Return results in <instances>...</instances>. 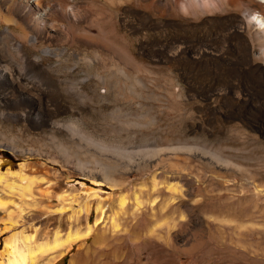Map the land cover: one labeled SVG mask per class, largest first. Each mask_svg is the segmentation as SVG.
Masks as SVG:
<instances>
[{"label": "rangeland", "instance_id": "obj_1", "mask_svg": "<svg viewBox=\"0 0 264 264\" xmlns=\"http://www.w3.org/2000/svg\"><path fill=\"white\" fill-rule=\"evenodd\" d=\"M76 1L88 19L80 28L100 24L129 60L98 64L96 49L77 43L59 57L63 68L79 59L72 78L52 55L40 60L45 76L18 63L49 91L28 117L5 105L16 96L0 80V264L9 240L33 251L27 264H264V193L256 191L264 187V55L251 0L163 15L138 0ZM1 19L0 55L18 61L2 34L12 25ZM202 41L224 53L193 58ZM160 45L168 52L154 58ZM67 80L78 84L79 96L67 91ZM58 95L70 112L57 110ZM35 115L42 127L33 126ZM101 146L119 149L122 161ZM76 159L108 166L106 174L96 167L93 177L83 176ZM167 182L182 192L167 190ZM68 233L78 240L65 243Z\"/></svg>", "mask_w": 264, "mask_h": 264}, {"label": "bare ground", "instance_id": "obj_2", "mask_svg": "<svg viewBox=\"0 0 264 264\" xmlns=\"http://www.w3.org/2000/svg\"><path fill=\"white\" fill-rule=\"evenodd\" d=\"M138 1H141L143 3L142 6L145 9H151V10H153L154 12H156L159 15H163V14H168L169 11L175 12L177 9H180L181 11H184V12H190L191 10H194L193 9L194 7H200L202 9H205L207 7L217 8V7L220 6L222 1H225L230 6H234L240 0H138ZM258 6H260V8ZM251 8H253V11H252L253 14H251L250 16L253 17V19H252L253 22H256L257 24H259V28L256 31L253 30L255 32V36L254 37L259 42V45L261 47L260 55L263 56L264 55V0H251ZM258 8L260 9L259 11H257ZM256 11L258 12V14L255 15L254 13ZM0 16L2 18L1 20L3 21V23L4 22L9 23V24L12 25L11 28H16V29H18L20 31V34H16L8 26H6L4 28V30L2 31V34H4L5 39H9V41L11 42L10 44H11L12 50L15 51L16 55L18 56V61H16L14 58L8 56L7 54H6L7 56H4L3 53H2V55H0V80H3L6 83L7 87L8 88L10 87L9 89L11 91H13V92H11L12 95L14 93L15 96H16V98L14 97L15 99L10 100L8 102L6 101L5 105L7 107L10 106L13 109H17V111H18V109H19V111H20V109H23L22 112H25V110H26L27 111V117L29 116L30 113H34L35 111H39L41 109V106H42L41 105V100H47L46 99L47 96L49 98V95H47L49 93V91H48V93H46L44 88H43L44 90L42 88L41 89L39 88L40 86L37 85L38 83L35 84L33 81L29 80V77L27 78L26 76H24V74L26 72L24 71L25 73L22 74V72H21L22 69H19V64L20 63L22 65H27L29 67L28 70L30 69V67L31 68L32 67L37 68V71H35V73L38 72L41 76L42 75L45 76V74L47 73V69H49V68L46 69L43 66H41L40 60L42 59V56L52 55V56L58 57V59H57L58 61H56V64H55L58 67V70L59 69H60V71L64 70V72H67V70H69V72H71L70 77L72 78L73 77L72 74L76 73V71L78 72L77 60H79V59L76 56L73 55L74 58L76 57L77 59L74 60L73 64H71L69 67L66 66L67 68L66 67L63 68V67H61V65H63V62L59 61V57L61 58L64 55H66V56L71 55L70 54L71 52L69 53V51H68L69 50L68 47L77 45V43H82L86 47L87 46L88 47H90V46L94 47L96 50L94 52H91L92 53L91 55L95 59V61L97 63L98 62L102 63V60L109 59V60H114L115 62H119V63H122V64H127V61L129 60L128 55L125 52L119 50L118 49L119 47L116 48L113 45V43L111 41H109L106 38V36L103 35V30H102L100 24H98L96 26L92 25V24H88V27L86 29H81L80 28V23L81 22L87 23L88 19H86V15L82 13V7H81L80 4L77 3L76 0H49V1H45V0H0ZM94 16L96 17L97 21H100L99 23H103L102 22L103 19L101 18V16H99V14L95 13ZM251 23L252 22L249 23V21H246L244 24H245V26H251L250 25ZM242 24L243 23H239L237 28H241ZM94 29H96L97 32H95ZM199 44H201V42ZM25 47L35 48V52H33L32 54L28 55L25 52V50H24ZM179 49L180 48L175 49V52H178L176 55L174 54L176 57H178L181 54V52H182ZM191 51H192L191 52L192 57L196 58L197 60L199 58L205 57L206 55L208 56L210 54H213V56H214V54H216V55L217 54H221L222 55V53H224L223 51H222V53H220V49H218L217 47L215 49L213 46H209V44H207L206 42L204 44L198 45L196 48H194V50L191 49ZM166 52H168L167 48H165V47L163 48V46L160 45V47H157V49L154 50L153 57L154 58L155 57H159L160 58L161 55L163 53H166ZM100 53H102V54L104 53V56L103 57H102V55L100 56ZM219 56L220 55H218V58H219ZM82 58L87 62L88 59L85 56H83ZM206 61H208V60H206ZM216 61H218V60L215 59V62ZM221 61H222V59H221ZM211 63H212V61H211ZM31 71H33V68L31 69ZM36 75H37V73H36ZM28 76H30V75H28ZM39 76H38V78H40ZM40 79H39V81H41ZM44 79H46V77H44ZM65 83L68 85L67 91H71L74 96L75 95L77 96L78 93H80L79 91L81 90V88L78 86V84L76 82H70V80L69 81L67 80V82H65ZM3 87H5V86H3ZM3 87H1L2 90H5L6 87L5 88H3ZM218 89H219L218 91H220L221 88H218ZM2 90H1V92H2ZM32 94L36 95V97H38V98L37 99L34 98V96ZM27 95L32 96V98H29V96H27ZM7 96L9 97V93H8ZM0 98H2V97H0ZM60 98L56 101L57 110L60 113L70 112V109H71L70 106H68L67 104L61 103L63 101V98L62 97H60ZM10 99H11V97H10ZM0 104H2V103H0ZM45 105L46 104H44V106ZM0 107H2V106H0ZM54 107L55 106H53V108ZM42 111H43V109H42ZM47 112H49V111L47 110ZM43 114H45V113H43ZM46 115L48 116V114H46ZM19 116H20V118H22L23 114L19 115ZM36 116L37 115H35V117H33L34 120L31 121L33 123V126L42 124V121L38 117L36 118ZM0 117H2V116L0 115ZM6 117H7V115H6ZM13 117H14V114H13ZM16 118L17 117H15L14 120ZM24 118H26V117H24ZM76 120H78V119H76ZM9 121H11V119ZM45 121H46V119H45ZM54 121L57 122L58 120H54ZM52 123H54V122L52 121ZM57 125H64V127H66L65 125H67V123L66 122L62 123L61 121H59V123H57ZM57 125H56V127H57ZM59 127H61V126H59ZM36 128H37V126H36ZM67 129H69V127ZM72 132L74 133V131H71V133ZM71 133H69V134H71ZM74 134H73V136H74ZM56 139L53 138V140H56ZM53 140L51 139V141H53ZM60 140H59V142H60ZM55 143H57V142H55ZM103 146L99 147L100 151H102L103 153H104V151H109V152H111L114 155V156L113 155L112 156L115 158V161H118V163L120 161H122L121 160V154L122 153H121V151H119V149H114V148L113 149H109L108 146H107L108 148H105ZM56 147H58V146H56ZM57 149H59L60 153L63 156H65L67 154V150H66L67 148H65V149L62 148V145H61V147H59ZM69 150H71V149H69ZM96 150H97V148H96ZM19 151H21V150H19ZM96 154L99 155L100 153L98 152ZM153 156L154 155H151L149 157H153ZM66 157H65V159H66ZM65 159H64V161H65ZM52 162H54V161H52ZM88 162H89V160H88ZM54 164H55V162H54ZM20 166H22V165H20ZM20 166H19V168H20ZM76 166L82 172L83 176H86V177H89V178L93 177V174L95 172H97L96 171V167L99 168L98 171H101L103 175L106 174V171L108 169V166H102L99 162H95V164L92 167H89V164H87V162H84V161H81V160H77V159H76ZM115 166L117 167V165L114 164V168H115ZM25 168H27V167L25 166ZM4 173H5V171H4ZM13 175H15V173H13ZM155 176H156L155 173L152 174V182H153L154 186L156 185ZM0 177H1V174H0ZM29 183H30V181H29ZM108 183L112 187L116 186V183L113 180H108ZM28 185L29 184H27V187H28ZM164 186L166 187L167 190L171 191L172 193H176V192L177 193H181L182 192V188H183L182 185H180L178 183H172V182H167ZM27 187H26V189H28ZM36 190H35V192H36ZM39 191H37V192H39ZM49 191H48V193H49ZM256 191H258L259 193H264V187L263 186L261 188L257 187ZM90 193H91V191H90ZM50 195H51V191H50ZM31 196H34V195H31ZM31 196H29V197H31ZM94 196H95V194H94ZM91 197L92 196H90V198ZM40 198H42V197H40ZM21 199H23V198H21ZM33 200H35V199H33ZM120 203H122V198L120 199ZM2 204H4V203H2ZM0 207H2V206H0ZM82 207H84V206H82ZM85 207H84V209H85ZM98 209H99V207L97 206L96 210H98ZM89 230H90V228L87 227V230L85 232V236L88 235ZM25 239H28V238H25ZM60 240H62V239H60ZM75 240H78L77 233H73L71 235L69 234L66 237V240L64 242L69 244L72 241L75 242ZM9 241L6 242V244H4V251H6V254L3 253V256H4V254L7 255L6 260L4 261V259H3L4 264H27L28 261L32 259L33 251H31V250L29 251L28 250L29 247L26 250V248H24V246L22 247V246H19L18 244H15L14 242H9ZM57 241H58V239H57ZM54 242H55V238H54ZM60 242L62 243V241H60ZM63 243L61 245H63ZM29 245H30V243H29ZM41 248H43V247L41 246ZM41 248H37V249L40 251ZM38 250H37V252H38ZM42 250H44V249H42ZM45 251H47V250H45ZM49 251H52V249L49 250ZM35 256H36V253H35ZM2 264H3V262H2Z\"/></svg>", "mask_w": 264, "mask_h": 264}]
</instances>
